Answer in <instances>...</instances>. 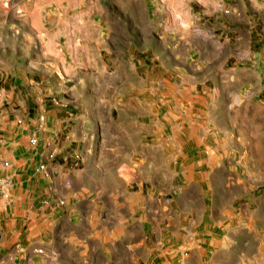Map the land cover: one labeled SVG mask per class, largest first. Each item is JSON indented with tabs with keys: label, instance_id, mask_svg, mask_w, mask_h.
I'll return each instance as SVG.
<instances>
[{
	"label": "crops",
	"instance_id": "obj_1",
	"mask_svg": "<svg viewBox=\"0 0 264 264\" xmlns=\"http://www.w3.org/2000/svg\"><path fill=\"white\" fill-rule=\"evenodd\" d=\"M62 1L52 15L76 22L61 30L99 32L93 47L115 57L96 70L105 106L119 97L115 130L96 135L97 103L76 114L80 70L38 82L36 114L25 102L1 112L0 264H264V205L235 209L264 179V2ZM22 179L44 195L34 217L4 207Z\"/></svg>",
	"mask_w": 264,
	"mask_h": 264
},
{
	"label": "rangeland",
	"instance_id": "obj_2",
	"mask_svg": "<svg viewBox=\"0 0 264 264\" xmlns=\"http://www.w3.org/2000/svg\"><path fill=\"white\" fill-rule=\"evenodd\" d=\"M207 1L210 2L211 0ZM252 1L256 6L260 2H264V0ZM59 3L66 5V3L71 4L73 1L0 0V115L1 112L18 109V103L22 102L31 107L27 108L32 109L27 110L29 113L36 114L34 111L35 104L46 103L43 101L44 98L40 97L42 91L36 89L39 86L36 84L46 78L51 79L54 75H75L80 70L87 78L82 84L86 86L82 88L80 96L77 97L74 103L75 112L76 114H85L97 103L98 108H96L92 118L87 120L89 122L94 121L93 130L97 136L109 135L115 130V127H112L116 118L114 107H117L119 97H116L115 94H108V106H105L102 95L105 93L106 88L100 87V77H98L96 70L100 63H109L113 59L115 60V57H111L109 60L105 50L100 47H93L94 40H97L99 45L102 43L99 39L103 35L99 32L62 31V28L73 27L76 21L74 16L59 17L52 15L58 8ZM261 16H263L262 20L264 21V14ZM61 18L63 21L60 20ZM185 18L187 22H184L183 26L187 28L189 35L203 34L200 27L201 21L199 25L194 23L191 13H188ZM258 18L259 15L254 17L257 23L255 29L258 27V21L256 20ZM89 20H93V22L100 21L98 17ZM259 40V36L253 40V48L259 47ZM112 68L108 65L107 73H110ZM105 76L109 77L107 74ZM26 82L31 83L27 84ZM68 83H72V81L69 80ZM11 90L16 94V96L14 94L12 101L15 106L5 102L8 92ZM19 91L22 95L28 92L26 100L23 96L20 99ZM95 92H98V95H95ZM245 92H247L246 87L241 89V94ZM258 98L264 104V95H259ZM252 100L260 104L256 101V97ZM19 114L25 115L27 113L16 112L15 116ZM32 116L30 117L32 118ZM39 117L38 115L37 119ZM241 163H243V160H241ZM237 170L242 171V168ZM14 184L15 187L12 186L11 191L9 190V194L14 197V200L4 207H9L12 211L18 210L20 213L30 212L33 217L36 216L40 208L38 202L42 200L44 195H40L35 190L29 191L28 189V191H24V185L27 184L24 179L15 180ZM10 185L6 187V191ZM250 199L252 202H250ZM2 202L0 201L1 205L4 204ZM239 204H248L250 210H253L256 206H263L264 179L258 182L257 185H253L250 190L245 191L244 196L235 205L237 212Z\"/></svg>",
	"mask_w": 264,
	"mask_h": 264
},
{
	"label": "built area",
	"instance_id": "obj_3",
	"mask_svg": "<svg viewBox=\"0 0 264 264\" xmlns=\"http://www.w3.org/2000/svg\"><path fill=\"white\" fill-rule=\"evenodd\" d=\"M43 117H39L38 120H42ZM37 142L36 138H31L29 139V144L31 145H35ZM45 148L47 149V153H46V157L45 159L47 161H52L57 153V148L49 143H46ZM68 158H70V160L73 162L74 165H79L82 162V157L81 154L79 152H72ZM7 162H2V167L6 168L7 167ZM44 169V164H40L36 167V171L41 172ZM8 179H3L0 180V188L4 187L5 185H7ZM59 205L62 204V202L58 203Z\"/></svg>",
	"mask_w": 264,
	"mask_h": 264
}]
</instances>
